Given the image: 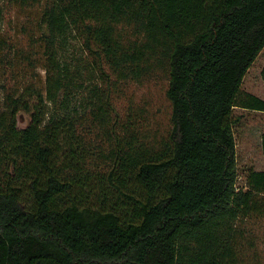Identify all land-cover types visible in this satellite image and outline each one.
<instances>
[{
	"label": "trees",
	"instance_id": "1",
	"mask_svg": "<svg viewBox=\"0 0 264 264\" xmlns=\"http://www.w3.org/2000/svg\"><path fill=\"white\" fill-rule=\"evenodd\" d=\"M0 3L40 11L45 73L43 91L4 97L0 264H264L249 227L264 223V171L237 187L232 115L264 113L241 88L264 49V0ZM158 80L164 128L121 114L128 88Z\"/></svg>",
	"mask_w": 264,
	"mask_h": 264
},
{
	"label": "rangeland",
	"instance_id": "2",
	"mask_svg": "<svg viewBox=\"0 0 264 264\" xmlns=\"http://www.w3.org/2000/svg\"><path fill=\"white\" fill-rule=\"evenodd\" d=\"M40 11L24 10L18 6L9 8L0 3V114L4 110L6 91L20 92L28 83L39 90H44L45 73L43 70L42 48L39 43L40 31L36 23ZM35 42L34 69L26 73V61L21 58L23 50L28 51L31 43ZM72 61L81 58L78 44L72 43L66 53ZM264 68V49L261 50L254 63L247 70L242 90L260 99H264V83L261 70ZM165 83L161 80L131 86L127 89L126 97L119 102L120 111L124 114L130 106L131 113L142 119H152L160 128L166 126L168 109L164 98ZM130 113V112H129ZM138 113V114H137ZM149 114H152L150 117ZM234 120V138L236 142L237 187L244 185L249 171H264V155L261 152V136L264 134V113L250 112L235 108L232 111ZM30 122L26 114L17 115V127L25 128ZM249 227L256 239L255 250L259 259L264 260V223L252 220Z\"/></svg>",
	"mask_w": 264,
	"mask_h": 264
}]
</instances>
